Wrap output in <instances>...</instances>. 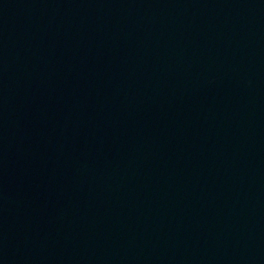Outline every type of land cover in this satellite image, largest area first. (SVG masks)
Segmentation results:
<instances>
[{
	"label": "water",
	"instance_id": "95a60500",
	"mask_svg": "<svg viewBox=\"0 0 264 264\" xmlns=\"http://www.w3.org/2000/svg\"><path fill=\"white\" fill-rule=\"evenodd\" d=\"M0 264H264V0H0Z\"/></svg>",
	"mask_w": 264,
	"mask_h": 264
}]
</instances>
